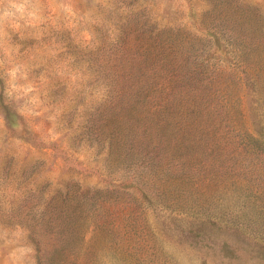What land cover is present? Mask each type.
<instances>
[{
  "label": "rangeland",
  "instance_id": "1",
  "mask_svg": "<svg viewBox=\"0 0 264 264\" xmlns=\"http://www.w3.org/2000/svg\"><path fill=\"white\" fill-rule=\"evenodd\" d=\"M222 1L264 15V0H0V264H264V237L191 218L243 206L235 182L198 170L206 155L193 140L177 152L193 168L178 170L154 205L128 212L95 194L99 174L118 166L83 133L101 110L108 128L128 117L124 102L112 113L109 86L156 63L153 34H201ZM228 120L243 122L235 111Z\"/></svg>",
  "mask_w": 264,
  "mask_h": 264
},
{
  "label": "trees",
  "instance_id": "2",
  "mask_svg": "<svg viewBox=\"0 0 264 264\" xmlns=\"http://www.w3.org/2000/svg\"><path fill=\"white\" fill-rule=\"evenodd\" d=\"M212 11L219 18L207 23L203 14L201 34L187 37L163 29L153 34L156 63L148 70L128 81L113 76L109 105L117 114L123 107L115 111L117 105L126 103L128 117L121 124L114 119L117 123L108 128L111 119L101 110L83 125L87 139L95 141L96 153L104 151L105 160L113 159L118 166V172L99 174L104 184L95 188V194L109 197L128 212L154 205L178 170L193 168L179 160L182 147L193 140L206 155L199 156L198 170L213 179L235 182L243 206L231 214L206 207L191 218L261 238L264 188L257 168H264V15L229 1L214 2ZM231 111L243 119L241 124L228 120ZM6 119L14 128L21 127L16 114L7 112ZM187 120L196 122L194 132L188 133ZM22 132L27 133L25 127ZM251 177L256 178L253 184ZM193 222L187 223L191 229L202 227ZM61 248L54 249L46 261Z\"/></svg>",
  "mask_w": 264,
  "mask_h": 264
}]
</instances>
